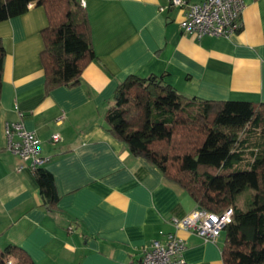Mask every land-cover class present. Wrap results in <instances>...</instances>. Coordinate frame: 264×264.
Segmentation results:
<instances>
[{"label":"crops","instance_id":"0c3cea01","mask_svg":"<svg viewBox=\"0 0 264 264\" xmlns=\"http://www.w3.org/2000/svg\"><path fill=\"white\" fill-rule=\"evenodd\" d=\"M96 59L79 85L46 91L40 62L42 7L0 22L6 55L0 92V249L14 245L34 264H127L160 232L184 241L189 264H224L222 237L206 242L175 229L196 208L190 196L104 128L117 85L129 75H164L187 99L264 103V0H243L242 28L228 37L183 34L191 4L204 0H79ZM37 134L42 167L58 201L46 209L33 174L17 172L6 123ZM57 134V142L51 140Z\"/></svg>","mask_w":264,"mask_h":264},{"label":"trees","instance_id":"16d2710c","mask_svg":"<svg viewBox=\"0 0 264 264\" xmlns=\"http://www.w3.org/2000/svg\"><path fill=\"white\" fill-rule=\"evenodd\" d=\"M29 5L42 7L47 18L40 32L46 91L79 85L96 59L84 7L79 0H0V22L25 14ZM5 55L0 39V92ZM163 78L132 74L120 82L103 119L105 130L184 190L196 208L215 214L232 209L220 235L224 264H264V103L187 99ZM32 174L53 211V176L43 167ZM0 264L34 262L7 245L0 249Z\"/></svg>","mask_w":264,"mask_h":264},{"label":"built area","instance_id":"2783aa9c","mask_svg":"<svg viewBox=\"0 0 264 264\" xmlns=\"http://www.w3.org/2000/svg\"><path fill=\"white\" fill-rule=\"evenodd\" d=\"M172 6L181 7L182 0H171ZM245 9L243 0H204L191 4L180 22L183 34L194 36L197 40L203 37H228L242 28V14ZM6 149L15 155L20 165L17 172L25 169L31 173L48 162L41 155L40 140L37 134L27 130L21 121L6 123ZM59 136L52 135L51 140L57 142ZM231 208L221 214L210 213L195 208L183 218H172L175 229H183L194 233L206 242L216 243L226 225L231 222ZM160 239L153 240L145 246L137 259L127 264H189L183 258L184 241L175 233L160 232Z\"/></svg>","mask_w":264,"mask_h":264},{"label":"rangeland","instance_id":"374dc122","mask_svg":"<svg viewBox=\"0 0 264 264\" xmlns=\"http://www.w3.org/2000/svg\"><path fill=\"white\" fill-rule=\"evenodd\" d=\"M242 138H243V136H242ZM254 139V140H253ZM251 140H253V141H255V138H251ZM248 160V157H247V159H246V161ZM244 198H242V205H243V202H244V200H243ZM240 205H241V203H240Z\"/></svg>","mask_w":264,"mask_h":264}]
</instances>
